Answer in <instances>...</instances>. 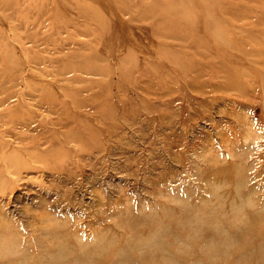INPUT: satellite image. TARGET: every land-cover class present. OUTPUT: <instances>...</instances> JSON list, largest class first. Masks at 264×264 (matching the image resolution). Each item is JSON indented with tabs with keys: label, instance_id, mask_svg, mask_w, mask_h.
<instances>
[{
	"label": "rangeland",
	"instance_id": "374dc122",
	"mask_svg": "<svg viewBox=\"0 0 264 264\" xmlns=\"http://www.w3.org/2000/svg\"><path fill=\"white\" fill-rule=\"evenodd\" d=\"M263 130L264 0H0V262L264 264Z\"/></svg>",
	"mask_w": 264,
	"mask_h": 264
},
{
	"label": "bare ground",
	"instance_id": "6f19581e",
	"mask_svg": "<svg viewBox=\"0 0 264 264\" xmlns=\"http://www.w3.org/2000/svg\"><path fill=\"white\" fill-rule=\"evenodd\" d=\"M76 15V14H75ZM60 17V16H59ZM84 20V19H83ZM98 28V27H97ZM148 44H149V42H148ZM113 53V52H112ZM236 67V66H235ZM196 78V77H195ZM204 86V85H203ZM212 86V85H211ZM192 87V86H191ZM198 87V86H197ZM213 87V86H212ZM186 88V87H185ZM200 88V87H199ZM193 89V88H192ZM196 89V88H195ZM214 89V88H213ZM201 91H203V90H201ZM205 92V91H204ZM203 92V93H204ZM202 93V92H201ZM197 97V96H196ZM159 98H161V97H159ZM187 102V101H186ZM173 103V102H172ZM198 104V103H197ZM200 105V104H199ZM167 107V106H166ZM165 107V108H166ZM178 107H179V105H178ZM168 108H170V107H168ZM167 109V108H166ZM205 110V109H204ZM170 111H171V108H170ZM203 111V110H202ZM174 112H172V114H173ZM197 113V112H196ZM184 115H185V113H184ZM183 115V116H184ZM173 116H174V114H173ZM172 116V117H173ZM154 117V116H153ZM169 117H170V115H169ZM184 118V117H183ZM138 119V118H137ZM168 120V119H167ZM183 120V119H182ZM185 120V119H184ZM137 122V121H136ZM139 122V121H138ZM186 122V121H185ZM140 124V123H139ZM138 124V126L140 127V125ZM153 124V123H152ZM162 124V123H161ZM177 124V123H176ZM133 125H135V124H133ZM128 126H130L129 124H128ZM143 126V125H142ZM153 126V125H152ZM161 126V125H160ZM166 126V125H165ZM132 127V126H131ZM170 127V126H169ZM183 127H185L184 125H183ZM182 127V128H183ZM143 128V127H142ZM141 128V129H142ZM159 128V127H158ZM136 128H134V130H135ZM139 129V128H138ZM144 129H145V127H144ZM144 129H142V134H143V131H144ZM149 129V128H148ZM185 129V128H184ZM235 130V129H234ZM234 130H233V132H234ZM139 131H140V129H139ZM148 131V130H147ZM155 131H156V129H155ZM248 131H249V129H248ZM250 131H252V130H250ZM264 131V130H263ZM135 133H137V132H135ZM141 133V132H140ZM159 133V132H158ZM236 133V132H235ZM247 133V132H246ZM162 134V133H161ZM233 134V133H232ZM141 135V134H140ZM145 135V134H144ZM154 135V134H153ZM157 135V134H156ZM162 135H165V134H162ZM236 135V134H235ZM248 135H249V133H248ZM247 135V136H248ZM251 136V135H250ZM147 137H149V136H147ZM159 137V136H158ZM164 137V136H163ZM224 137H226V136H224ZM224 137H223V139H224ZM245 137H246V135H245ZM118 138V137H117ZM141 138V137H140ZM142 138H143V135H142ZM160 138H162V137H160ZM156 139H158V138H156ZM166 139V138H165ZM168 139V138H167ZM228 139V138H227ZM226 139V140H227ZM142 140V139H141ZM155 140V139H154ZM159 140V139H158ZM225 140V139H224ZM229 140V139H228ZM152 141V140H151ZM162 140H160V142H161ZM143 142V141H142ZM149 142V141H148ZM156 142H157V140H156ZM168 143V142H167ZM155 144V143H154ZM128 145V144H127ZM147 145V144H146ZM151 145V144H150ZM165 145V144H164ZM170 145V144H169ZM128 146H130V145H128ZM171 146V145H170ZM157 149V148H156ZM156 149H154V150H156ZM149 151V150H148ZM150 151H151V149H150ZM179 151V150H178ZM161 152H162V150H161ZM181 152V151H180ZM151 152H149V154H150ZM201 153V152H200ZM169 154V153H168ZM156 155H157V153H156ZM167 155V154H166ZM171 155V154H170ZM177 158H178V153H177ZM198 157L200 156V155H197ZM159 157V156H158ZM177 158H176V160H177ZM157 160V159H156ZM183 160V159H182ZM241 160H242V158H241ZM140 161V160H139ZM146 161V160H145ZM243 161V160H242ZM213 163V162H212ZM241 162H239V164H240ZM155 164V163H154ZM187 165V164H186ZM237 165V164H236ZM239 166V165H238ZM237 167V166H236ZM227 168V167H226ZM225 168V169H226ZM234 168H235V166H234ZM242 168H244L243 166H242ZM223 169V168H222ZM224 169V170H225ZM238 169H239V167H238ZM237 170V169H236ZM169 171V170H168ZM240 171V170H239ZM242 172H243V170H241ZM207 172V171H206ZM211 172H212V169H211ZM225 172V171H224ZM238 172V171H237ZM237 172L235 173V174H237ZM171 173V172H170ZM248 173V172H247ZM63 174V173H62ZM208 174V173H207ZM243 174V173H242ZM241 174V175H242ZM171 175H172V173H171ZM174 176V175H173ZM171 177V176H170ZM220 177V176H219ZM241 177V176H240ZM248 177V176H247ZM172 178V177H171ZM199 179V178H198ZM244 179V178H243ZM243 179H241V180H243ZM245 180V179H244ZM153 181V180H152ZM164 181V180H163ZM209 181V180H208ZM154 183V182H153ZM202 183V182H201ZM211 183V182H210ZM210 183H208V184H210ZM213 183H214V181H213ZM230 183V182H229ZM237 184H238V181H237ZM156 185V184H155ZM214 185V184H213ZM164 186V185H163ZM244 186V185H243ZM155 187V186H154ZM241 187V186H240ZM153 188V187H152ZM175 188V187H174ZM184 188H185V186H184ZM183 188V189H184ZM215 188V187H214ZM237 189H238V185H237V187H236ZM179 189V188H178ZM252 189V188H251ZM253 189H254V186H253ZM253 189H252V191H253ZM157 190V189H156ZM176 191V190H175ZM237 190H235V192H236ZM153 191H151V193H152ZM168 192V191H167ZM188 192V191H187ZM250 192V191H249ZM218 193V192H217ZM239 193V192H238ZM219 194V193H218ZM235 194H237V192L235 193ZM190 195V194H189ZM222 195V194H221ZM239 195V194H238ZM240 195H242V194H240ZM240 195L238 196V197H240ZM186 197H187V195H186ZM237 197V198H238ZM246 197V196H245ZM189 198V197H188ZM233 198H235V197H233ZM248 198H249V196H248ZM250 198H252V197H250ZM249 198V199H250ZM263 198V197H262ZM239 199V198H238ZM209 200V199H208ZM234 200V199H233ZM232 200V201H233ZM240 200V199H239ZM256 200H257V198H256ZM185 201V200H184ZM214 201V200H213ZM233 202H235V201H233ZM242 201H240V203H241ZM194 203L195 202H193V206H194ZM238 203H239V201H238ZM185 204V203H184ZM187 204V203H186ZM211 204H212V202H211ZM235 204V203H234ZM256 204V203H255ZM196 205V207H197V204H195ZM213 205V204H212ZM257 205V204H256ZM263 205H264V203H263ZM188 206V205H187ZM233 206V205H232ZM236 205H234V207H235ZM155 207V206H154ZM180 207H181V204H180ZM183 207H185V208H187L186 206H183ZM189 207V206H188ZM241 208L243 207V206H240ZM237 208V206L235 207V214L236 215H238L239 217L238 218H242V219H244V220H248L249 222H251V223H255V222H257L259 219H260V217H261V215L259 216V219H257V220H255L254 218H252V217H249V218H247L246 216H245V214L244 213H242V209L241 208ZM263 207V206H262ZM261 207V208H262ZM191 208V207H190ZM198 208V207H197ZM229 208H231V207H229ZM208 209V208H207ZM263 209V208H262ZM210 210V209H209ZM165 211V210H164ZM255 211V210H254ZM259 211H260V208H259ZM188 212V211H187ZM191 212L192 211H190V214H191ZM197 212V211H196ZM195 212V213H196ZM212 212V211H211ZM232 212V211H231ZM166 213V212H165ZM186 213V212H185ZM226 213H228V212H226ZM251 213V212H250ZM152 214V213H151ZM150 214V215H151ZM256 214H258V213H256ZM141 215V214H140ZM196 215H198V214H196ZM200 215H202V214H200ZM259 215V214H258ZM124 216H126V215H123V217ZM154 216H157L156 215V213L154 214ZM153 216V217H154ZM188 216V215H187ZM147 217V216H146ZM149 217V216H148ZM198 217V219H199V215L197 216ZM197 217H196V219H197ZM215 217V216H214ZM236 217V216H235ZM257 217V216H256ZM128 218V217H127ZM127 218H125V219H127ZM155 218V217H154ZM191 219L193 218V217H190ZM217 218V217H216ZM124 219V218H123ZM190 219V220H191ZM195 218H194V220L193 221H195L196 220ZM154 220V219H153ZM152 220V221H153ZM189 220V219H188ZM189 220V221H190ZM207 220V219H206ZM225 220H228V219H225ZM233 220V219H232ZM147 221H149V219L147 220ZM216 221V220H215ZM238 222L237 223H240L241 222V220H237ZM240 221V222H239ZM263 221V220H262ZM126 222H127V220H126ZM159 222V221H158ZM206 222V221H205ZM245 222V221H244ZM120 224V223H119ZM123 224V223H122ZM224 224V223H223ZM125 225H127V224H125ZM132 225H134V224H132ZM168 225V224H167ZM159 226L161 227V224H159ZM169 226V225H168ZM165 227V226H164ZM225 228V227H224ZM134 230V229H133ZM153 230V229H152ZM96 236V235H95ZM61 250V249H60ZM56 251V250H55ZM67 253H68V256H66L67 255ZM53 255H56V254H53ZM53 255H50L51 257H47L46 258V261H47V263H49V264H67L68 263V261H70L71 259H72V255H73V250H71L70 248H67L66 249V251L64 252V253H62V252H60V258H58V257H55V256H53ZM59 255V254H58ZM18 257V258H17ZM16 258H10L9 256H7V257H5V258H1V259H3L1 262H0V264H25V260H23V257L22 256H17ZM76 262V261H75ZM72 264H73V262H72Z\"/></svg>",
	"mask_w": 264,
	"mask_h": 264
}]
</instances>
